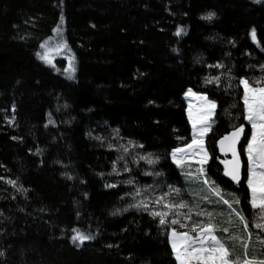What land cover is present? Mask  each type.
Masks as SVG:
<instances>
[{"label": "trees", "instance_id": "1", "mask_svg": "<svg viewBox=\"0 0 264 264\" xmlns=\"http://www.w3.org/2000/svg\"><path fill=\"white\" fill-rule=\"evenodd\" d=\"M41 44L65 45L53 68ZM242 78L264 79V0H0V264H178L134 194L171 185L203 210L171 157L192 140L189 89L217 105L207 176L248 221L240 246L218 235L264 259L247 171L224 177L218 149L242 126L246 161ZM224 213L211 221L233 230ZM74 229L94 238L74 243Z\"/></svg>", "mask_w": 264, "mask_h": 264}, {"label": "snow or ice", "instance_id": "2", "mask_svg": "<svg viewBox=\"0 0 264 264\" xmlns=\"http://www.w3.org/2000/svg\"><path fill=\"white\" fill-rule=\"evenodd\" d=\"M207 19H211V15L206 17ZM61 23H63V18H61ZM59 32V27L55 30ZM183 29H178L177 35H180ZM253 39H255V30L252 32ZM65 45H61L64 47ZM45 44H41V48H44ZM39 55V54H38ZM43 60H47V54L42 55L40 57ZM213 67H223L222 64L214 65ZM71 68V63H70ZM220 77L216 76L211 79H208L207 83H219ZM240 83L244 86V94L243 101L245 105V110L247 112L246 119L251 123L253 132L251 139L247 143V148L245 149L248 159L251 162L249 167V175L247 177V185L251 190V205L255 209H259V221L255 224L257 229H260L261 232H264V171H257V168L264 169V87H253L249 84L246 79H241ZM257 85L261 84V81L255 82ZM188 93L191 95H196L192 93V90L189 89ZM200 100L205 102V105L209 109L208 113L205 115H210L211 110L215 109L216 105L214 101L208 100L206 96H200ZM191 107V106H190ZM189 119L192 120L191 112H189ZM193 137L191 143L187 144L185 148H177L173 150L172 157L174 162L177 164H182V160H177V153L185 152L188 150H193L192 155L200 156V167L197 169L196 173L188 172L186 175L193 180L203 179V183L209 184V180L206 178L207 174L204 168V165L207 164L209 160V155L207 151L204 149L203 137L210 130V125L204 122V126L199 129V133H197V125L196 121L193 120ZM244 132V128L242 126L236 128L234 132L231 133V144L229 145V149L233 154V161L231 162H223L226 164L225 175L230 176L233 181L237 184L241 181L240 174V160L239 154L235 150V144L239 141L240 135ZM225 140H229V137H224V140H221L220 143L222 145ZM142 147V145H141ZM125 152L128 151L127 148L124 149ZM151 155V154H150ZM141 159H146L149 164L155 163L156 161L149 159L147 157H141ZM228 163H231V167L228 168ZM151 174V173H149ZM71 178V177H69ZM9 183H15L14 181H9ZM129 184L132 181H128ZM109 187H115V185H108ZM176 195H179L180 190L174 189L172 190ZM212 191L214 194L221 196V201L223 204L228 205L231 209L234 204H239L240 200L235 198L231 203L229 200L223 199V196L218 188L213 187ZM137 195H139V190H137ZM172 192L165 193L159 196L156 199L157 204H163V207L168 209L167 212H153L152 215L154 217H160L159 223L164 226L168 224L166 217L169 214H174L177 217L184 215L179 211V209L188 208V204L183 201L168 203L165 202L166 197H170ZM141 204L144 205L145 209L147 208V204L144 201H141ZM135 207H139L140 205H134ZM235 211V209H233ZM239 216V219L244 225L245 230L248 228V221L246 218L240 213H236ZM197 216L207 215L209 217V222L204 223L203 221H193L191 227L188 231H177L176 228H172L170 232V243L172 251L175 255V259L178 264H264V259H257L255 256H248V248L249 245L244 243V258H236L232 256V253L229 250L226 242L215 235L216 228L211 222L212 213L210 212H197ZM188 220H191V208L186 215ZM172 225H179L180 228H188V225L181 222L179 218L172 219L170 221ZM199 229V230H198ZM76 234L72 237L73 242L79 241L80 244H83L86 240L93 239L94 237L90 235H84L83 233L75 230ZM224 233L229 232V228L225 227L221 229ZM191 233H195L192 235ZM251 233L249 232V239L251 238ZM231 239H237V237H230ZM257 240L261 244H264V239L257 234ZM2 254V253H0Z\"/></svg>", "mask_w": 264, "mask_h": 264}, {"label": "rangeland", "instance_id": "3", "mask_svg": "<svg viewBox=\"0 0 264 264\" xmlns=\"http://www.w3.org/2000/svg\"><path fill=\"white\" fill-rule=\"evenodd\" d=\"M45 49H46V53L49 56H48V59L46 61H44V62H45V64L48 67L53 68L55 66V58H54L55 55L63 53L64 48L61 47V45H60L58 48L57 47L48 48V46H46ZM69 61H71V59H69ZM259 81H261V84H259V85H257L256 83H250L249 81L248 82L253 87H258V86L264 87V79L259 80ZM243 89H244V86H243ZM192 93H195L196 95H191L187 91V93L184 96V99L186 100L187 107H188L187 108L188 119H189V112H191V115H192V120L189 119V122L191 124L192 137H193V123H192L193 120L196 121L197 133H199V129L204 126V122H206L208 125L211 126L210 130L207 132V134L211 131V129H212L213 125H214L213 119L215 117L217 105L215 104L216 107H215V109L211 110V114L210 115H205L206 113H208L209 109L205 105V102L199 99L200 96H205V95L198 94V93L194 92L193 90H192ZM249 124L251 126L250 122H249ZM252 132H253V129H252V126H251V134L248 137L247 143L251 139ZM207 134L203 137L204 149L206 151H207V149H206V146H205V140H206ZM179 148H185V146H182V147H179ZM246 148H247V145L244 146L243 152H244L245 159L247 161V166H248V171H247V176H246V181H245V184H246V186L248 188L247 177L249 175V167H250V163L251 162L249 161L247 153L245 151ZM192 151L193 150H188L187 153H185V152L177 153V157L176 158H177V160H182L183 161L182 164H177L176 162H174L173 157L171 155L172 161L178 166V168L180 170V173L183 176V182H184V186L183 187H184L185 191L189 195H192L195 192H203L205 194L203 196V199H204L205 202H202V205L204 206V208L201 211L210 212V213H221V214L225 212L224 214L227 215V218L229 220V224H231V221H232V222L235 223V224L233 223V226H235V227H233V230H232L230 225L222 226V225H220L218 223H214L213 221H211L212 224L216 228L215 235H217L220 238V236L218 235V229L220 227L222 229L227 227V228H229V232L225 233L226 236H227L226 239L227 240H232L234 245L240 246L241 242L243 240L242 239L243 238L242 237V233H241L242 231H240L241 229L237 230L236 228H240V227L243 228V229H245V228H244L243 223L239 219V216L236 214L238 212L236 210L233 211L234 208L230 209L228 207V205L223 204L222 201H221V196H218V195L214 194V192L212 191L213 187H215V188H218V187H216L213 184V182L211 181V179L208 176H206V178L209 180V184H205V183H203V179L204 178H201L200 180H193V179L189 178L186 175L188 172L196 173L197 169L201 166L200 163H199L200 156L192 155ZM208 162H209V160H208ZM208 162H207V164H208ZM207 164L204 165L206 174H207ZM257 171L258 172L259 171H264V169L257 168ZM174 189H177V188L174 187V186H171V185H167L166 187L165 186L163 187V185H161V184L160 185L152 184V185L147 186L145 188L138 189L140 194L137 195L136 194L137 190L135 191V194H134L135 195L134 196L135 197V202L134 203H135V205H140V206L136 207V208L144 210V211H146V212H148L150 214H152L153 212H156V211L167 212L168 209L164 208L163 204H157L156 203V199L159 196H161V195H163L165 193L172 192V195L170 197H166L165 202L175 203V202L183 201V202H186L188 204V208L179 209V211L181 213H183L184 215H181V216L177 217L176 215L170 213L169 216L166 217V219L168 221V224H166V225L169 227L168 236H170V232H171L172 228H176L177 231L183 232V231H188L189 230V228L191 227L193 221H203L204 223H208L209 222V217L207 215H203V216H197L196 215V213L200 212V211L197 210V208L195 207L196 205L193 206L192 204H189L187 200H184V194L182 193L181 190H180L179 195H176L175 192L172 191ZM248 190L250 192V204H251V190L249 188H248ZM219 191L221 192L220 189H219ZM221 194L223 196V199L227 200V198L223 195L222 192H221ZM141 201H144V203L147 204V208L146 209H145L144 205L141 204ZM251 207H252V205H251ZM189 208H191V220H188L186 218V215H187V213L189 211ZM208 208L210 210H208ZM253 209H255V208H253ZM255 210H257V211H256L255 217L253 219V226L254 227H255L256 223L260 222L259 219H258V217H259V209H255ZM240 214L243 215L246 218V220H247V217H246V215L243 212L240 211ZM177 218H179L181 220V222L187 224L188 228H183L182 229V228L179 227V225H172L170 223V221L172 219H177ZM233 219H234V221H233ZM191 234L195 235V233H191ZM232 236L237 237V239H231L230 237H232ZM248 240L250 241L249 238H248ZM230 252L232 253L233 257L240 258V259L244 258L245 250L243 251V253H239V251L237 250V247L234 246L233 250H230ZM248 256L251 257L250 254H249V251H248Z\"/></svg>", "mask_w": 264, "mask_h": 264}, {"label": "water", "instance_id": "4", "mask_svg": "<svg viewBox=\"0 0 264 264\" xmlns=\"http://www.w3.org/2000/svg\"><path fill=\"white\" fill-rule=\"evenodd\" d=\"M254 41L257 42L256 39H254ZM231 133L226 135V136L229 137V140H225L224 141V144H223V149L224 150H222V145H221L220 141L224 140V137H226V136L221 138L220 141L218 142V149H219L220 156L223 159V162H231V161H233V154H232V152L230 150H228L229 149V145L231 144V139H232L231 138ZM245 135H246V131L244 130V132L240 135L239 141L235 144V150L239 154V160H240L241 181H243V179H244V172L248 171L247 161H244V158H243V155H242V152H241V149L243 148V142H244V139H245ZM222 164H223V168H224V177H226L227 179L233 181L230 176L225 175L226 164L225 163H222ZM231 166H232L231 163H228L227 167L230 168ZM233 182H235V181H233Z\"/></svg>", "mask_w": 264, "mask_h": 264}, {"label": "flooded vegetation", "instance_id": "5", "mask_svg": "<svg viewBox=\"0 0 264 264\" xmlns=\"http://www.w3.org/2000/svg\"><path fill=\"white\" fill-rule=\"evenodd\" d=\"M241 182V181H240ZM236 183V182H235Z\"/></svg>", "mask_w": 264, "mask_h": 264}]
</instances>
